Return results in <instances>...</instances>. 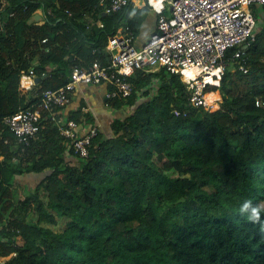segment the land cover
I'll use <instances>...</instances> for the list:
<instances>
[{"label": "trees", "instance_id": "1", "mask_svg": "<svg viewBox=\"0 0 264 264\" xmlns=\"http://www.w3.org/2000/svg\"><path fill=\"white\" fill-rule=\"evenodd\" d=\"M98 1L15 0L6 12L16 15L3 16L0 264H264V211L259 223L240 215L246 200L264 210V24L246 48L248 71L230 59L220 85L208 84L221 93L218 109L189 104L182 74L136 69L133 93L106 100L117 112L107 131L84 102L66 117L69 103L56 108L78 135L98 128L88 156L47 110L28 142L4 122L65 85L75 66L108 63L109 36L135 15L131 4L105 14ZM40 6L52 14L28 23Z\"/></svg>", "mask_w": 264, "mask_h": 264}, {"label": "built area", "instance_id": "2", "mask_svg": "<svg viewBox=\"0 0 264 264\" xmlns=\"http://www.w3.org/2000/svg\"><path fill=\"white\" fill-rule=\"evenodd\" d=\"M38 1V0H36ZM139 0H99L98 4L107 14L122 10L128 4H136ZM15 0H0V29L4 28V15L7 18L16 15V10L6 12ZM169 10L165 7L157 17L154 31L149 39L137 46L133 27L125 20L117 32L109 36V58L107 64L98 61L88 67L75 66L70 80L56 89L44 90L41 103L34 108L21 110L4 118L19 139L28 142L40 130V119L43 110L51 113L54 121L64 137L71 141L70 147L81 156H88L91 138L97 134L98 128L82 135L77 134L78 123L73 119H65L57 114L58 106L70 102L73 91L82 85L111 84L114 89L106 92L107 98L121 95L127 97L133 93L134 84L129 79L136 69L155 70L164 66L169 72H182L189 83L191 94L188 103L192 106H204L215 109L219 98H210L214 91L206 92L209 83L220 84L229 61L237 60L240 69L248 71L245 52L255 39V34L264 24V0H167ZM25 9L32 10V6ZM52 9L44 6L33 9V14H41L45 22L46 15ZM69 15L72 12L69 11ZM85 15V14H84ZM86 16V15H85ZM90 18L88 15L86 16ZM103 26L102 21H98ZM9 34H5L8 37ZM46 41V38L43 39ZM239 48L231 58L229 49ZM185 71H190L187 76ZM33 69L23 74L22 78H33ZM180 114L179 110L175 111Z\"/></svg>", "mask_w": 264, "mask_h": 264}, {"label": "crops", "instance_id": "3", "mask_svg": "<svg viewBox=\"0 0 264 264\" xmlns=\"http://www.w3.org/2000/svg\"><path fill=\"white\" fill-rule=\"evenodd\" d=\"M165 7V12L169 10L167 0H139L136 4L131 5L132 11L130 15L133 19V30L135 33V43L138 46L144 44L154 31L156 20L160 12ZM140 9V10H139ZM137 10L139 12L135 13ZM108 53V51H106ZM134 72H131L133 75ZM34 78H22L21 86L30 91L34 84ZM107 85H82L76 88L72 93L69 104L62 110L63 116L66 117L71 111L76 110L79 105L84 102L85 109H90L95 117L96 124L100 125L105 131L114 118V113L106 103ZM83 111V109H82ZM84 112V111H83ZM89 127V125H88ZM87 128V126H86Z\"/></svg>", "mask_w": 264, "mask_h": 264}, {"label": "clouds", "instance_id": "4", "mask_svg": "<svg viewBox=\"0 0 264 264\" xmlns=\"http://www.w3.org/2000/svg\"><path fill=\"white\" fill-rule=\"evenodd\" d=\"M132 5V4H131ZM103 10V9H102ZM104 12V11H103ZM105 13V12H104ZM105 14H107V13H105ZM33 15H35V14H33ZM32 15V16H33ZM31 16V17H32ZM42 19H43V17H42ZM41 19V20H42ZM38 21H40V20H38ZM37 22V21H36ZM129 22V21H128ZM122 25H124V24H122ZM121 25V26H122ZM120 26V27H121ZM119 27V28H120ZM150 37V36H149ZM149 39V38H148ZM147 39V40H148ZM108 42H109V38H108ZM138 46V45H137ZM105 50H107L108 51V53L106 52V54H107V56H109V50H108V44H107V47H106V49ZM109 58V57H108ZM162 68H165L164 66H159V67H157L155 70H152V71H146L147 73L148 72H156V71H158V70H160V69H162ZM166 69V68H165ZM167 70V69H166ZM145 71V70H144ZM135 72V71H134ZM190 72V71H189ZM171 73V72H170ZM176 73H179V74H182V79H183V81L184 82H187L186 81V79H185V77H186V75L184 74V73H182V72H176ZM186 73V72H185ZM187 74V73H186ZM187 76H190V75H187ZM220 82H221V80H220ZM188 83V82H187ZM157 84H159V79L158 78H155L154 79V81L151 83V84H149L147 87L149 88V87H152L153 86V88L156 90L157 89V87H158V85ZM209 84H213V83H209ZM92 85V84H91ZM95 85H101V84H95ZM188 85H189V83H188ZM214 85H216V84H214ZM220 85V84H219ZM219 85H217V86H219ZM189 88H190V86H189ZM208 88V87H207ZM206 88V92H209V91H214L215 92V89L214 90H208ZM190 91H191V89H190ZM190 94H191V92H190ZM190 96V95H189ZM106 98H107V96H106ZM220 104V103H219ZM219 107H216L215 109H218ZM215 109H212V110H215ZM262 211H264V210H262L259 206H256V205H254L253 204V202L251 201V200H246V201H244L243 203H242V205L240 206V215L241 216H246L247 217V219L250 221V222H252V223H259L260 221H261V214H262Z\"/></svg>", "mask_w": 264, "mask_h": 264}, {"label": "water", "instance_id": "5", "mask_svg": "<svg viewBox=\"0 0 264 264\" xmlns=\"http://www.w3.org/2000/svg\"><path fill=\"white\" fill-rule=\"evenodd\" d=\"M41 19H42V15L41 14H35L32 17H30V19L28 20V23H33V22H36V21L41 20ZM106 51L107 50H105V52Z\"/></svg>", "mask_w": 264, "mask_h": 264}, {"label": "rangeland", "instance_id": "6", "mask_svg": "<svg viewBox=\"0 0 264 264\" xmlns=\"http://www.w3.org/2000/svg\"><path fill=\"white\" fill-rule=\"evenodd\" d=\"M215 92L219 94V96H215V97H216V98H219V100L221 101V100H222V96H221L220 91H219V90H215ZM220 101H218L217 103H215V106H218L219 103H220ZM20 192H22V189H20ZM62 224H63V222H61L60 224H58V226H56V227H57V228H58V227H61Z\"/></svg>", "mask_w": 264, "mask_h": 264}, {"label": "bare ground", "instance_id": "7", "mask_svg": "<svg viewBox=\"0 0 264 264\" xmlns=\"http://www.w3.org/2000/svg\"><path fill=\"white\" fill-rule=\"evenodd\" d=\"M185 72L187 73V75L191 74V72H189V71H185ZM210 98H214V96L210 95Z\"/></svg>", "mask_w": 264, "mask_h": 264}]
</instances>
